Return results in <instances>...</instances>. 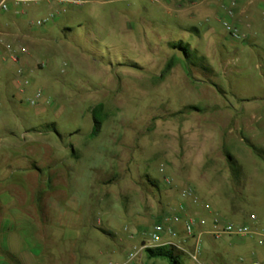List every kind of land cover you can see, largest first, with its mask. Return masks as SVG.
<instances>
[{
    "label": "rangeland",
    "instance_id": "obj_1",
    "mask_svg": "<svg viewBox=\"0 0 264 264\" xmlns=\"http://www.w3.org/2000/svg\"><path fill=\"white\" fill-rule=\"evenodd\" d=\"M227 1L9 2L34 75L25 96L0 94V264H168L141 248L185 184L223 219L264 225V0L238 21ZM177 241L199 264L180 226ZM201 241V264H264L249 238Z\"/></svg>",
    "mask_w": 264,
    "mask_h": 264
},
{
    "label": "built area",
    "instance_id": "obj_2",
    "mask_svg": "<svg viewBox=\"0 0 264 264\" xmlns=\"http://www.w3.org/2000/svg\"><path fill=\"white\" fill-rule=\"evenodd\" d=\"M49 2L52 0H1L0 2V15H4L11 11V6L9 2L13 3L16 6L20 4H37L39 2ZM57 2H64V0H55ZM240 0H229V5L231 8L238 7ZM229 15H233L232 10H230ZM54 16L50 14L47 18L42 21H38V26H43L53 20ZM227 30H232L231 34H238L239 29L237 27L231 28L228 23L225 24ZM4 51L0 50V58L5 57L12 61L15 64L19 65L17 70L16 86L17 92L21 96H25L28 88L31 85V80L29 73L26 68L21 65L22 58L28 54V49L26 47H15L13 44H4ZM42 98V93L38 92L35 97L34 94L32 97L27 98L26 103L30 107L38 105L39 101ZM1 103V98H0ZM163 172V170H161ZM164 183L167 186L172 185V180L166 178ZM180 197L183 201L189 202L193 207H199L201 205L200 198L198 197L196 190L193 185L185 184L180 190ZM185 204L181 203L177 211L170 216H164L160 222H157L152 230L151 240L149 243L144 242L141 250L153 249L161 246H169L177 249H181L177 239L179 238V226L183 227L185 235L192 239L194 251L190 253L191 259L201 264V258L203 255V245L202 237L205 235L209 236L212 240L220 241L223 238H249L253 236L260 237V245H264V233L256 229L255 225L258 222L256 215L249 217L248 222L233 223L226 219H223L214 212L213 208L209 204H203V209L212 214L210 220L209 229L200 234H196V228L198 226H206L208 221L206 219L190 216H185ZM141 254L131 253L128 257V260L123 264H133V261L139 259ZM140 264V263H138ZM211 264V263H207ZM235 264H262L259 261H253L247 263L243 257H240Z\"/></svg>",
    "mask_w": 264,
    "mask_h": 264
},
{
    "label": "crops",
    "instance_id": "obj_3",
    "mask_svg": "<svg viewBox=\"0 0 264 264\" xmlns=\"http://www.w3.org/2000/svg\"><path fill=\"white\" fill-rule=\"evenodd\" d=\"M257 1L261 2L263 0H240L238 7H235V8H231L229 5V1H227L229 9L232 10L233 15L231 16V15L224 14L225 12H223V15L226 18H229L230 20L233 19V20L238 21V20L242 19L243 17H245L246 15L249 14L252 5L255 4ZM0 2H1V0H0ZM13 9H14V10H12L13 12L10 11L7 14L0 15V37H3L2 39L7 41V42L14 43L15 47L22 46V47H26L28 49V54L22 58L21 65L26 68L27 72L29 73V76H32V75H34V39H31L33 42H31L30 46H28L27 43H28V40L30 39V36H29V32L27 30V27L24 23L23 18H21L17 15L18 11H16L15 8H13ZM18 66H19L18 64L13 63L12 61H10L9 59H7L5 57L0 58V94H3V95L5 94L8 97L11 93V86L12 85L15 86V88L17 90L16 78H17ZM29 131L34 132V127L30 128L28 130V132ZM7 132L10 135H14V132L11 130H9ZM181 203H184L185 207H186L185 213H184L185 216L189 215L188 209L192 208L193 210H195V209L197 210V207H193V206L191 207L189 202H185V201L180 199V204ZM199 207H201V208H200V212L198 213V218L206 219L208 221V224L204 227L198 226L196 228V234H200V232L207 231L209 229V225H210L209 222L212 218V214L205 211L203 209L202 204ZM47 214L48 213H46V216H48ZM45 219L47 220L48 217H45ZM254 225H255L257 230L264 233V225H262L261 223H256ZM180 227H182V226H180ZM249 239L252 240L251 244L253 245V247L255 246L259 249V254H257V255L262 254L264 252V245H260V240H259L260 237L253 236V237H249ZM251 244L249 243V244L243 245V246H247L246 250L249 251L251 249L249 245H251ZM75 251H76V248H74L73 250H69V253L73 254V252H75ZM255 257H256V255H255ZM243 258L245 259V257H243ZM33 260H34V258H33V256H31V262ZM253 261H258V260L253 258V260L251 262H253ZM246 262L251 263L248 261H246Z\"/></svg>",
    "mask_w": 264,
    "mask_h": 264
},
{
    "label": "trees",
    "instance_id": "obj_4",
    "mask_svg": "<svg viewBox=\"0 0 264 264\" xmlns=\"http://www.w3.org/2000/svg\"><path fill=\"white\" fill-rule=\"evenodd\" d=\"M97 113L99 112L96 110L93 111L94 116H96ZM100 125L101 123L96 121L94 133L99 132ZM229 159L232 161L231 157H229ZM237 175L239 178V174ZM145 251L147 252L149 259H163L166 260L168 264H182V253L176 250L174 247L161 246L153 249H147Z\"/></svg>",
    "mask_w": 264,
    "mask_h": 264
}]
</instances>
